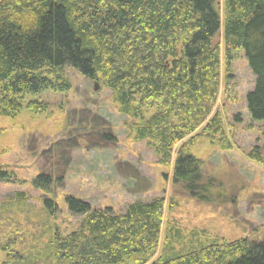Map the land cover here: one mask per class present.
<instances>
[{
  "label": "trees",
  "instance_id": "1",
  "mask_svg": "<svg viewBox=\"0 0 264 264\" xmlns=\"http://www.w3.org/2000/svg\"><path fill=\"white\" fill-rule=\"evenodd\" d=\"M242 49L256 76L248 110L264 121V0H0V115L13 118L24 104L47 112V100L26 95L71 89L72 67L110 90L128 139L153 150L174 190L208 199L210 176L193 150L233 149L224 106L235 101L230 77ZM247 155L264 166V145ZM0 180L20 181L2 164ZM31 181L39 210L24 192L0 210V264H264V241L213 238L169 219L166 193L122 209L67 195L63 218L54 201L63 177Z\"/></svg>",
  "mask_w": 264,
  "mask_h": 264
},
{
  "label": "rangeland",
  "instance_id": "2",
  "mask_svg": "<svg viewBox=\"0 0 264 264\" xmlns=\"http://www.w3.org/2000/svg\"><path fill=\"white\" fill-rule=\"evenodd\" d=\"M66 73L71 89L26 95V101L47 100V112L30 114L24 104L13 118L0 115V147L8 149L0 155V164L20 179L0 180V210L15 203L18 192H24L28 204L39 210L41 192L31 180L43 172L63 177L54 199L63 218L68 210L67 195L97 208L114 202L122 209L131 201H147L166 193L174 201L168 218L182 227L205 230L213 238L264 241V166L247 155L253 146L264 145V121L253 122L248 110L246 96L254 89L256 76L243 49L233 62L230 77L235 101L224 106L233 149L212 148L205 142L193 150L205 160L203 177L210 176L208 199L184 194L179 185L174 190L170 176L166 179L164 175L167 168L156 165L153 150L145 142L128 139L125 122L129 119L118 111L108 88L72 67ZM108 126L119 141L112 143L103 137ZM102 176L108 178L98 179ZM71 220L64 226H73ZM5 258L6 253L0 251V262Z\"/></svg>",
  "mask_w": 264,
  "mask_h": 264
},
{
  "label": "water",
  "instance_id": "3",
  "mask_svg": "<svg viewBox=\"0 0 264 264\" xmlns=\"http://www.w3.org/2000/svg\"><path fill=\"white\" fill-rule=\"evenodd\" d=\"M95 90H97V88H95Z\"/></svg>",
  "mask_w": 264,
  "mask_h": 264
}]
</instances>
